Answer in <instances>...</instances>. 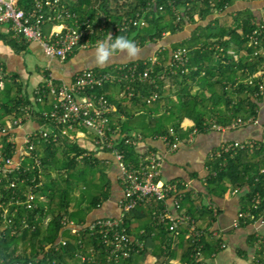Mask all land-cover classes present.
I'll use <instances>...</instances> for the list:
<instances>
[{
    "label": "trees",
    "instance_id": "obj_1",
    "mask_svg": "<svg viewBox=\"0 0 264 264\" xmlns=\"http://www.w3.org/2000/svg\"><path fill=\"white\" fill-rule=\"evenodd\" d=\"M31 1L20 0L19 4L28 7ZM62 1L78 17L100 20L98 13H103L107 20L110 19L102 30L98 29L99 23L96 24V33L91 36L93 41L103 39L110 33L114 38L125 35L134 39L141 47L149 42L161 41L166 35L178 34L188 24L192 25L190 35L172 44L171 48L162 47L157 51L156 64H151V57L126 63L128 66L136 62L142 66L153 65L152 74L164 69L166 80L157 81L159 88L148 81H127L89 89L90 93L104 94L116 104L117 111L112 114L113 125L119 132L128 135L119 140L116 147L125 153L128 162L137 161L134 143L126 142L134 133L139 132L144 138L157 140L173 127L184 139L187 134L182 131L181 123L185 118L195 122V127L190 130H195V135L211 131L216 126L230 127L233 120L239 117H259L260 105L264 101V93L259 90V82L264 79V53L258 52L260 49L264 51V24L261 27L259 20L263 6L228 11L233 0ZM128 19L132 21L125 24L123 30L112 32L110 23L122 24ZM141 19L145 20V25L134 23ZM253 33L259 39L257 44L251 40ZM0 36L17 52L29 46V42L22 37L7 32H0ZM179 47L187 49V60L183 64L171 56V51ZM254 74H258V78L249 84L248 79ZM12 79L8 81L6 77H0L4 83L0 87V124L3 125L8 123L7 116L17 112L24 99L23 84L18 82L15 74ZM154 91H157V97L152 100L150 95ZM118 112L124 116V120ZM34 117L42 121L39 114L35 113ZM5 140L4 137L0 141ZM243 143V147H236L220 156L217 153L222 150V145L213 148L206 161V192L197 191L195 194L181 185V189L186 190L181 199L180 214L190 216L198 229H203L200 237L187 238V225L180 228V234L173 235L164 223H157L155 215L162 207L160 203L155 202L145 211L137 207L124 217L125 225L129 232L136 231L135 234L145 240V245L121 264H152V260L156 264H173L175 259L181 260L182 264H197L194 253L198 245H202L205 258L218 252L221 237L214 238L211 226L217 220L220 209L205 204L203 198L231 196L235 188H240L244 194L241 208L251 207V199L257 193L261 194L264 205V174H260L264 167V140ZM1 146L0 150L11 154L12 150L6 147L7 144L1 143ZM39 149L36 148L37 151ZM61 150L63 157L58 160L57 154ZM42 151V173H38V169L30 173L37 175L36 191L46 196L47 201L30 210L20 206L15 216L10 211V222L4 223L0 218V263L91 264L78 256H88L91 250L98 251L99 259H104L105 248L99 235L83 227L87 223L88 213L109 197L108 180L95 195L86 194L92 185L90 176L96 174L104 179L102 175H107L104 168L99 166L100 159L78 140L71 139L45 143ZM85 153L88 154L78 160ZM76 191H79L80 197L76 196ZM9 194L10 191H7L6 196L9 197ZM75 205L78 208L76 211ZM135 215H139L138 218ZM47 216L50 220L47 228H43L41 224ZM24 217H27L29 227L21 223ZM64 217L83 228L78 233L67 230ZM248 223L242 220L239 226ZM60 237L65 239V243H57ZM174 240H179L176 249L172 246ZM254 260V264H264V247L257 250Z\"/></svg>",
    "mask_w": 264,
    "mask_h": 264
},
{
    "label": "built area",
    "instance_id": "obj_2",
    "mask_svg": "<svg viewBox=\"0 0 264 264\" xmlns=\"http://www.w3.org/2000/svg\"><path fill=\"white\" fill-rule=\"evenodd\" d=\"M20 0H0V27H4V32L13 36L24 38L28 42H37L44 52L52 57L66 59L74 54L78 49H88L95 46L98 40H91V36L96 33V23L90 17H78L76 12L62 0H32L28 7L19 4ZM100 17L99 30L107 25V20L103 13H98ZM261 27L264 24V10L260 15ZM131 19L119 23H110L112 32L121 31L125 24H130ZM145 25L144 19L135 21ZM47 25L50 30L46 31ZM256 33V31H255ZM253 33L251 37L256 44L259 39ZM263 54L264 51H258ZM187 49L179 47L171 51V56L177 62L183 64L187 60ZM146 60L144 63L146 64ZM158 59L151 57V64H156ZM153 65L142 66L138 62L127 65L126 63L115 65L109 70H96L95 68H86L77 71L72 82L69 84L57 85L54 78L45 76L42 84L40 83L34 90L32 101L26 94L23 95V101L19 104L15 112L8 120L6 125L0 124V140L6 138L4 145L12 150L11 154L0 150V218L3 222H10V211L13 216L18 212L19 207L24 209L37 208L41 202L47 201V197L36 191L37 175L31 174L35 169L42 173L43 165L41 153L36 150L44 149L45 143L51 141L59 142L62 139L77 140L82 130H88L94 135V144L90 149L92 152L108 150L113 153L120 170V180L122 183V193L117 200L118 208L121 212L119 217H99L88 223L86 227L92 234L99 235L101 244H104V259L100 260L98 251L91 250L88 256L78 254L83 261L88 260L91 264H121L125 259H130L135 251L144 248L145 240L140 235L130 232L125 225L124 217L142 206H152L155 202L160 203L161 209L155 215L157 223H164L171 234H180V228L187 225L186 237H200L203 229H198L195 220L190 216L175 214L169 207V201L173 202L176 210L181 209V199L184 191L181 185L185 183L179 180L163 181L161 180L162 168L164 164V155L154 149L144 150L137 154V161L128 162L125 153L119 151L116 147L119 140L128 136L117 130L112 120V114L117 111V106L104 94L90 93L89 89L102 87L107 84L121 82L148 81L159 88L157 81L165 79L166 71L163 69L156 74H152ZM4 76L11 81V74L7 71L2 62H0V77ZM258 74H254L248 79L252 84ZM4 83L0 80V87ZM129 88V86H127ZM259 90L264 93V79L259 82ZM157 97V91L150 95V99ZM26 98V99H25ZM38 104L47 105L46 108H38ZM19 112V113H18ZM39 114L42 121L37 120L34 114ZM18 114V115H17ZM29 118L36 119L39 124L35 129L24 132L21 138H18L15 130L22 127ZM249 124H259L258 118L249 116L248 118L239 117L234 119L229 128H237ZM263 135L264 140V125ZM218 129L226 127L216 126ZM195 130L189 135L193 138ZM179 132L171 127L169 132L159 139H162L169 151L178 148L183 139L179 137ZM145 138L141 133H134L126 139L127 143L137 145ZM248 143L251 141H247ZM243 147V141H230L224 143L217 155L230 152L236 147ZM2 148V146H1ZM82 154L78 157L81 160ZM264 174V167L260 170ZM10 191L9 197L6 192ZM241 191L235 188L233 194ZM39 198L40 201L35 200ZM262 197L257 193L251 199V207L240 208L237 213L236 225L239 226L242 220L249 222H260L264 226V205ZM100 206V205H99ZM14 207L13 210L11 208ZM216 210V209H215ZM40 217V216H35ZM50 220V219H49ZM24 227H29L27 217L21 220ZM65 227L73 233H78L83 227L74 221H69L67 217L63 218ZM12 227V225H11ZM141 230L140 233H142ZM215 235V230L213 232ZM264 234H258L256 245L257 250L264 247ZM65 243L62 237L57 243ZM227 244L221 242L220 248H226ZM202 245L195 247L194 258L197 264H216L215 256L217 252L212 253L209 258H205L202 251ZM106 259V260H105ZM105 260V262H104ZM255 260H253L254 264ZM1 264V263H0Z\"/></svg>",
    "mask_w": 264,
    "mask_h": 264
},
{
    "label": "crops",
    "instance_id": "obj_3",
    "mask_svg": "<svg viewBox=\"0 0 264 264\" xmlns=\"http://www.w3.org/2000/svg\"><path fill=\"white\" fill-rule=\"evenodd\" d=\"M235 1H237V5L239 6L233 10L264 7L263 0H260V2L256 0ZM95 22L96 24H100L99 18H96ZM191 29L192 25L188 24L184 31L174 35H166V37L161 40V44L158 48L151 47L145 51V49H143L145 47L139 46L142 48L140 56L145 55L144 58H140L139 56L134 60H129L125 57L119 58L118 60L113 59L103 67L96 66L92 62L91 51L94 46L88 49H78L70 56V59H61L47 55L37 42H29V46L26 50L17 52L11 46L7 45L2 36H0V62L3 63L9 74L12 75V78L13 74L17 76L18 82L22 83L25 89V93L23 94H26L28 99L32 101L35 88L40 83L42 84L45 76L51 75L57 85L69 84L73 81L77 71L86 68L102 69L109 66L114 67L115 65L129 63L138 59L144 60L155 56L157 51L162 47L171 48L172 44L190 35ZM4 30L5 28L1 26L0 32H4ZM49 30L50 25H47L46 31ZM183 33H185L184 36H182ZM175 35H180L182 37L180 39H175ZM167 39L170 41H164ZM27 62H31V67L38 73L36 76H33L31 69L28 68ZM30 81H32L31 86H29ZM46 106L38 104L37 107L43 109L46 108ZM259 112V124H249L236 129L229 127L224 129L215 128L205 133L193 134L191 140L189 138V135L192 133L190 130L195 127V122L190 118H185L181 123V128L184 134L187 135L181 141L177 149L169 151L162 139L158 138L154 140L152 138H145L140 144L138 143L135 145L136 153L139 154L149 148L160 151L165 158L161 180H179L184 182L187 187L186 189L193 190L195 194L197 191L206 192L207 186L205 178L208 174L206 168L208 155L213 148L230 141L238 140L247 142L261 139L263 135L262 125H264V101L260 105ZM118 113L124 120V116L121 115L120 112ZM11 116L12 115L7 116L6 121H8ZM38 124L39 122L36 119H27L22 127L15 130L18 138H21L25 131L35 129ZM77 140L82 146L90 150L94 144V135L88 130H82ZM1 143L0 141V149ZM39 151L42 155L43 151L40 149ZM94 155L100 159V167L105 168L110 164L112 168L108 170L109 173L104 169L107 173L106 177L109 182V185H107L109 197L101 202L98 208L88 213L86 217L87 223L99 217H119L121 215L117 200L122 193V183L117 161L113 153L108 150L94 152ZM194 173H196L197 176H193ZM195 180H199V183L197 184ZM194 183L196 184L194 185ZM243 195L241 190L237 194H231V196L219 197L213 195L211 198L208 196L203 198L205 204H210L212 207L216 206V208L220 209V214L217 216V220L213 223L211 229L215 230V239L221 237L220 242L222 241L227 244L226 248H221L217 252L215 256L216 264H253V260L255 259L257 253L256 241L258 240L256 236L258 234H264V226L260 222H249L242 227L236 225L237 213L243 205ZM149 207L150 206H142L140 210L145 211ZM168 207L175 214H180V211L174 208L172 201H169ZM138 216L139 215H135L137 218ZM135 217L133 219H135ZM135 229L138 230L139 228ZM133 232L134 234L136 233L134 230ZM177 243H179V240H174L172 242V246L175 249ZM151 263L156 264L154 260L151 261ZM172 263L182 264L181 260L177 259L173 260Z\"/></svg>",
    "mask_w": 264,
    "mask_h": 264
},
{
    "label": "clouds",
    "instance_id": "obj_4",
    "mask_svg": "<svg viewBox=\"0 0 264 264\" xmlns=\"http://www.w3.org/2000/svg\"><path fill=\"white\" fill-rule=\"evenodd\" d=\"M140 53L141 49L134 39L125 35L114 38L110 33H107L103 39L96 42L91 51V59L96 66L103 67L117 56L134 60L140 56Z\"/></svg>",
    "mask_w": 264,
    "mask_h": 264
},
{
    "label": "rangeland",
    "instance_id": "obj_5",
    "mask_svg": "<svg viewBox=\"0 0 264 264\" xmlns=\"http://www.w3.org/2000/svg\"><path fill=\"white\" fill-rule=\"evenodd\" d=\"M237 6H239V5H237V1H235V0H233V2L231 3V5H230V7L228 8V11H231V10H233L234 8H237ZM264 9V8H263ZM233 11H235V10H233ZM185 35V33H183L182 34V36H184ZM182 36H180V35H175L174 36V38L175 39H180ZM169 39V38H168ZM164 40V41H170V40ZM160 44H161V41H157V42H149V43H147L146 45H144L143 47H145V48H143V49H145V51H147V49L148 48H151V47H153V48H158L159 46H160ZM10 46V45H9ZM140 49H142V48H140ZM145 57V55H143V56H140V58H144ZM119 58H123V56H117L116 58H115V60H118ZM31 62H27V65H28V68H30L31 69V71H32V74H33V76H36L38 73L36 72V70L34 69V68H32L31 67ZM11 81H13V79H12V75H11ZM31 84H32V81H30L29 82V86H31ZM262 121V120H261ZM95 155H96V153H95ZM62 157H63V154H62V150L60 151V153H58L57 154V159L58 160H61L62 159ZM110 168H112L111 166H110V164L109 165H107V167H105L104 169L108 172V170H110ZM105 171V172H106ZM109 173V172H108ZM102 177L104 178V179H100V177L98 176V175H93V176H90V180L89 181H92V185L91 186H89L88 187V190H87V193L86 194H88L89 196H93V195H95L101 188H102V186L107 182V177H106V175H102ZM196 181V183L198 184L199 183V180H195ZM196 183H194V185L196 184ZM76 196L77 197H80V195H79V191H76ZM75 198V197H74ZM78 208H77V206L75 205V209H74V211H76ZM93 210H91V212H92ZM96 211V210H95ZM90 212V213H91ZM75 218L77 219V216H75ZM49 217L47 216L46 218H44L43 219V221H42V226H43V228H47V224H48V222H49ZM136 232V231H135ZM153 261V260H152ZM153 263V262H152Z\"/></svg>",
    "mask_w": 264,
    "mask_h": 264
}]
</instances>
